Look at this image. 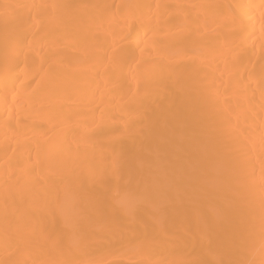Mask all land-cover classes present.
I'll use <instances>...</instances> for the list:
<instances>
[{
  "label": "bare ground",
  "instance_id": "bare-ground-1",
  "mask_svg": "<svg viewBox=\"0 0 264 264\" xmlns=\"http://www.w3.org/2000/svg\"><path fill=\"white\" fill-rule=\"evenodd\" d=\"M0 264H264V0H0Z\"/></svg>",
  "mask_w": 264,
  "mask_h": 264
}]
</instances>
